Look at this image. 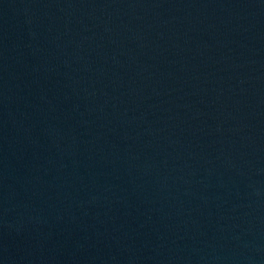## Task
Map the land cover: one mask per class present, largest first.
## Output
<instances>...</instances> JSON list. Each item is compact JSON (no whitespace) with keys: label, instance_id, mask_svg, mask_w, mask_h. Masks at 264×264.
<instances>
[{"label":"water","instance_id":"obj_1","mask_svg":"<svg viewBox=\"0 0 264 264\" xmlns=\"http://www.w3.org/2000/svg\"><path fill=\"white\" fill-rule=\"evenodd\" d=\"M0 264H264V0H0Z\"/></svg>","mask_w":264,"mask_h":264}]
</instances>
